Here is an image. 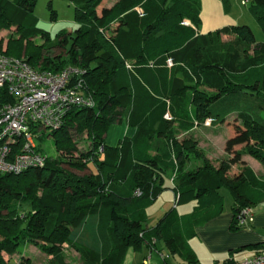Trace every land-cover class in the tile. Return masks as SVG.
Instances as JSON below:
<instances>
[{
	"label": "trees",
	"instance_id": "16d2710c",
	"mask_svg": "<svg viewBox=\"0 0 264 264\" xmlns=\"http://www.w3.org/2000/svg\"><path fill=\"white\" fill-rule=\"evenodd\" d=\"M68 1L76 25L57 34L69 48L54 59L42 53L49 37L37 26L36 0H0V29L14 26L18 32L0 53L51 71L78 67L74 80L88 99L66 109L64 124L47 132L61 157L16 174L0 172V264H34L18 251L24 244L51 256L52 264H67L66 247L79 254V264H123L129 247H152L159 239L187 264H198L189 239L221 213V188L232 196L231 230L248 226L238 223L242 208L264 200V178L240 159L248 154L264 167V59L234 62L229 56L235 52L217 36L231 32L247 46L264 42L247 24L200 33L198 0H115L107 6L103 0ZM249 10L264 30V0H251ZM35 36L42 42L27 52ZM125 112L133 135L107 146V129ZM207 119L233 130L224 145L229 157L217 166L196 139L178 137ZM83 135L88 146L80 150ZM193 160L201 164L190 167ZM234 164L240 168L230 176ZM166 178L173 206L147 227L146 210L167 188ZM192 201L190 212L172 214ZM24 202L30 209L21 208ZM263 244L253 245L258 250Z\"/></svg>",
	"mask_w": 264,
	"mask_h": 264
},
{
	"label": "rangeland",
	"instance_id": "374dc122",
	"mask_svg": "<svg viewBox=\"0 0 264 264\" xmlns=\"http://www.w3.org/2000/svg\"><path fill=\"white\" fill-rule=\"evenodd\" d=\"M113 0H103V4L105 6L110 5ZM234 12L244 13V17L241 18L240 23H247L250 25L251 29L254 32L255 38L257 42H264V30L262 29L260 23L256 20V18H251L248 14L249 4L244 5L241 3V0H235L233 2ZM33 13L37 16L38 23L37 26L47 33L49 40L47 45L42 50V53L56 59V55L59 53H64L69 48V43H61L59 41L58 33L61 31L71 32V30L75 27V18H74V6L68 0H51V6H48L47 0H36ZM250 18V19H249ZM14 26H10L7 28L0 29V40H2L1 50L3 52L7 47L6 41L9 37L16 38L18 37V32L15 31ZM218 42L225 43L229 46V50L234 53L229 56L234 62L238 60H244L249 57H256L258 55L263 56L264 59V45H249L240 42L233 33H220L217 36ZM42 42L41 37L35 36L33 37V42L30 40L27 52L32 50L33 43L40 44ZM18 43L14 42L12 44L13 48L18 49ZM259 53V54H258ZM9 55V54H8ZM13 57H17L15 55H9ZM235 57V58H234ZM162 116L165 117V113L167 109L163 110ZM127 115V113H125ZM123 115L121 121L119 123H115L109 126L107 129L105 143L107 146H115L117 145V139L122 137V131L127 126L126 115ZM167 114V113H166ZM229 120L233 118V114L227 117ZM160 126V122L156 121L153 124V129H157ZM128 127V126H127ZM198 128L193 129L189 133H184L183 135L179 134V139H183L186 137H192L197 140L198 147L203 150L204 153H209V163L212 165L218 164V161L221 158H228L224 151V145L226 138L231 136L233 130L231 127H228L224 123L221 125H212L211 123L206 124L203 122L198 124ZM31 132L34 136V141L37 145V150L44 155H47L52 160L56 157H61V151L57 150L54 137L47 134L48 130H37L35 127L31 126ZM182 134V133H181ZM125 136H129L125 134ZM119 142V141H118ZM157 142V139L153 140V144ZM88 146L87 139L83 135L81 140L79 139L77 142V147L80 150H84ZM240 146L236 147L239 148ZM232 156V155H231ZM240 159L245 160L247 165L253 168L255 174L260 178H264V167L263 165L254 157L248 154L240 155ZM201 161L193 160L189 162V166L199 165ZM63 166H66L62 164ZM240 166L238 164L231 165L228 174L235 175L239 170ZM77 173H83L78 172ZM29 179H25L24 181L28 182ZM224 197V208L221 213L215 220L218 222L214 224V222L206 221L204 224L200 225L203 228V233L206 239L203 240L200 236V231L189 239V244L193 249H195V256H198V264H226L228 262H236L239 259L250 256L255 252V242H244L243 244L239 243L243 241V229L237 228L231 230L227 227L226 223L223 224L222 220L224 219L225 214L231 211L232 198L228 191H221ZM40 190L37 189V195L39 196ZM165 198V197H164ZM164 200V199H163ZM153 204V203H152ZM151 204V205H152ZM189 203L178 205L177 210H173L172 214H180V211H186L190 205ZM264 204V203H263ZM24 210L30 209L29 203H21ZM173 206L172 200L165 201L162 206L163 210L158 214L157 211H150V214L147 216V226H154L165 213L169 212L171 207ZM264 206V205H263ZM165 211V212H164ZM264 212V211H263ZM215 225V226H214ZM257 228L261 231H264V223ZM201 230V229H200ZM233 245L228 247V245ZM18 251L27 253L33 257L34 264H52L51 256L50 258L44 252H42L38 247L32 244H24L18 248ZM64 259L67 264H79L81 262L78 253L70 248L66 247L64 250ZM4 258L7 259V255H4ZM50 259V261H49ZM126 264H187V260L180 257L178 253H170L168 248L166 247L163 240L159 239L153 245V248H150L146 244H142L139 247H129L126 256H125ZM11 264H15L13 260Z\"/></svg>",
	"mask_w": 264,
	"mask_h": 264
},
{
	"label": "built area",
	"instance_id": "2783aa9c",
	"mask_svg": "<svg viewBox=\"0 0 264 264\" xmlns=\"http://www.w3.org/2000/svg\"><path fill=\"white\" fill-rule=\"evenodd\" d=\"M80 73L74 65L51 71L31 65L24 57L0 53V172L16 174L46 162L48 156L37 150L31 126L37 130L58 129L64 124L66 109L88 100L81 83L74 80ZM1 91L11 100H3ZM253 215V207L242 208L238 223L249 225ZM233 264H264V244Z\"/></svg>",
	"mask_w": 264,
	"mask_h": 264
},
{
	"label": "crops",
	"instance_id": "0c3cea01",
	"mask_svg": "<svg viewBox=\"0 0 264 264\" xmlns=\"http://www.w3.org/2000/svg\"><path fill=\"white\" fill-rule=\"evenodd\" d=\"M113 1H115V0H113ZM233 2H235V0H198V3H199V16H200V24L198 26V31L200 33H207V32L214 31V30H217V29H221V28H224V27H231V26L236 25V24H247V23H240V20H242L241 18L244 17V13L234 12ZM248 14L250 15L251 18L253 17V15H252L250 10H248ZM247 25H249V24H247ZM227 120H229V119L227 118ZM126 121H127V115H126ZM221 124L222 123L217 124V125H221ZM224 124L226 125V123H224ZM127 126L123 129V131H122L123 135H122V137L117 139L118 141L121 138L125 137V134L126 135L129 134L128 137H131L133 135V133L135 131V127L130 126L128 124V122H127ZM196 128H198V127H194L190 131H193V129H196ZM190 131L183 132L180 135H183L184 133L185 134L189 133ZM204 154L209 159V156H207L209 153H204ZM165 185L167 186V188L164 189L157 196V198L152 202L153 204L150 205L147 208V210H146L147 211V216L150 214L149 209H151L150 211H154V212L157 211L158 214H159L163 210L162 206L164 205L165 201H167V202L170 201L171 202V200H172V203H173V201H174V193H173V191L171 189V182H170L169 178H166ZM222 190H226V189L221 188L220 189V193H221ZM231 198H232V196H231ZM263 203H264V200L260 201L258 204H256L253 207V210H254L253 221L247 227H244L243 233L245 235H243V239H245V240L240 241L241 240L240 239L239 243L243 244L244 242H248V241L258 243V242L264 241V231H261V230H259L257 228V226H260L261 224L264 223V212H263L264 211V206H263L264 204ZM194 204H195L194 201L190 202L188 204V205H190L189 208L186 211H180V214H184V213L190 212ZM223 208H222V211H223ZM177 209H178V207L176 206V210ZM222 211H221V213H222ZM221 213L219 215H221ZM219 215L209 219L208 221L212 220V222H214V224H217L218 222H216L213 219H216ZM231 217H232L231 211L229 213L227 212L225 214V216H224V219L222 220V223L223 222H224L223 224L226 223L227 227H229V223H230ZM145 225L147 226V224H145ZM147 227H149V226H147ZM197 231L198 232L200 231L201 238L203 240H205L206 239L205 235L203 233H201V231H203V228H201L200 226H197L196 229H195V232L197 233ZM206 242H208L207 239H206ZM64 245L67 246V244H64ZM231 246H233V245H231V244L228 245V247H231ZM150 248H153V246L150 247ZM193 250L195 251V249H193ZM19 256L20 255H17L16 258H15L17 261L19 260ZM28 256L31 258L32 263H33V257L30 256V255H28ZM48 257L50 258L49 255H48ZM197 257L198 256H196V258ZM197 260H198V258H197ZM125 262L126 261H125V258H124L123 263H125Z\"/></svg>",
	"mask_w": 264,
	"mask_h": 264
}]
</instances>
